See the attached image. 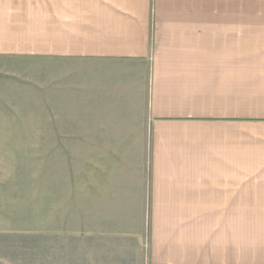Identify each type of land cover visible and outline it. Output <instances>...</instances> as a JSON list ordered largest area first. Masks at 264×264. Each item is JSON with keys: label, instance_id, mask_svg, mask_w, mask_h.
I'll return each instance as SVG.
<instances>
[{"label": "crops", "instance_id": "1", "mask_svg": "<svg viewBox=\"0 0 264 264\" xmlns=\"http://www.w3.org/2000/svg\"><path fill=\"white\" fill-rule=\"evenodd\" d=\"M0 56L51 59L85 236L264 264V0H0Z\"/></svg>", "mask_w": 264, "mask_h": 264}, {"label": "rangeland", "instance_id": "2", "mask_svg": "<svg viewBox=\"0 0 264 264\" xmlns=\"http://www.w3.org/2000/svg\"><path fill=\"white\" fill-rule=\"evenodd\" d=\"M52 84L51 59L0 56V264H149L148 228L85 236L83 211L69 208L83 153L60 136L76 124Z\"/></svg>", "mask_w": 264, "mask_h": 264}]
</instances>
